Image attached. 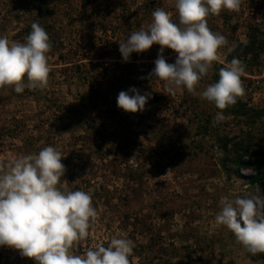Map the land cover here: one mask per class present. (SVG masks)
Here are the masks:
<instances>
[{
	"label": "rangeland",
	"instance_id": "rangeland-1",
	"mask_svg": "<svg viewBox=\"0 0 264 264\" xmlns=\"http://www.w3.org/2000/svg\"><path fill=\"white\" fill-rule=\"evenodd\" d=\"M157 7L179 22L175 0H0V36L24 42L38 22L53 45L46 88L0 89V161L46 146L62 153L58 186L88 193L98 212L78 254L125 237L134 242L131 264H264V253L245 251L214 223L221 196L256 185L264 192V120L229 106L217 123L219 110L200 96L186 89L169 96L165 83L149 76L158 44L123 60L119 43L146 29ZM207 23L227 38L219 54L230 62L250 27L264 32V0H242L238 12L222 10ZM163 55L174 63L178 54L165 48ZM243 63L246 94L237 101L261 110L264 53L257 65ZM223 66L214 62L197 91L216 82ZM131 88L150 94L141 112L117 106L118 94ZM247 143L253 152L239 154ZM0 264L37 262L0 246Z\"/></svg>",
	"mask_w": 264,
	"mask_h": 264
},
{
	"label": "clouds",
	"instance_id": "clouds-1",
	"mask_svg": "<svg viewBox=\"0 0 264 264\" xmlns=\"http://www.w3.org/2000/svg\"><path fill=\"white\" fill-rule=\"evenodd\" d=\"M241 4L242 0H175L178 23L172 21L169 12L157 7L146 29L131 31L119 43L121 56L128 62L132 53L160 45L149 76L163 81L169 96L186 89L212 103L219 110L214 121L222 122L226 119L224 110L246 94L241 79L246 65L237 57L226 62L219 54L228 40L208 27L207 17L222 10L238 12ZM52 47L49 34L38 22L31 24L24 42H10L0 36V89L11 88L19 94L26 88H46ZM165 48L178 54L174 63L166 61ZM228 51L233 48L228 47ZM214 62L224 65L218 81L198 92L199 82ZM149 97V93L141 95L131 88L118 94L117 106L128 113L141 112ZM62 157L56 148L46 146L38 153L0 161V246L18 250L37 264H131L134 242L125 237H113L107 247L96 244L83 254L77 253L78 245L95 226L98 212L88 193L58 186L66 171ZM242 171L248 174L252 170ZM214 223L230 230L245 251L264 253V192L259 185L254 192L235 198L221 196Z\"/></svg>",
	"mask_w": 264,
	"mask_h": 264
},
{
	"label": "trees",
	"instance_id": "trees-1",
	"mask_svg": "<svg viewBox=\"0 0 264 264\" xmlns=\"http://www.w3.org/2000/svg\"><path fill=\"white\" fill-rule=\"evenodd\" d=\"M264 53V32L259 31L255 27L249 28L248 33V41L246 43H240L238 48L232 53L234 56L239 58L241 61L248 63L250 66L257 65L260 60V55ZM232 57V58H233ZM219 76H216V80L218 81ZM232 107L236 108V112L241 117H247L250 119L264 120V107L261 110L255 111L250 109L248 105L242 101H237L235 105ZM226 110V109H225ZM243 144V143H242ZM240 153L251 154L253 152L252 145L248 143L246 146L241 148ZM244 158V157H243ZM242 160V157H240Z\"/></svg>",
	"mask_w": 264,
	"mask_h": 264
}]
</instances>
